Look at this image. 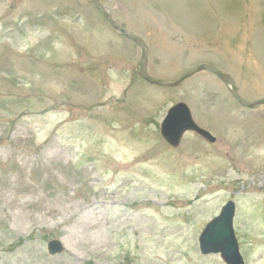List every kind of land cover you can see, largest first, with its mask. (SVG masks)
Wrapping results in <instances>:
<instances>
[{
    "label": "rangeland",
    "instance_id": "1",
    "mask_svg": "<svg viewBox=\"0 0 264 264\" xmlns=\"http://www.w3.org/2000/svg\"><path fill=\"white\" fill-rule=\"evenodd\" d=\"M99 1L148 74L205 63L264 98V0ZM140 56L92 0H0V264H225L198 239L229 200L264 264V104L208 70L152 85ZM179 102L216 143L162 138Z\"/></svg>",
    "mask_w": 264,
    "mask_h": 264
},
{
    "label": "water",
    "instance_id": "2",
    "mask_svg": "<svg viewBox=\"0 0 264 264\" xmlns=\"http://www.w3.org/2000/svg\"><path fill=\"white\" fill-rule=\"evenodd\" d=\"M94 4L102 11L104 16L108 19L110 24L122 32L125 36L129 37L142 48L140 74L142 77L150 83L161 86H176L191 75L201 71L209 70L218 75L224 82L230 83L232 86V94L234 97L246 107H254L258 104H264V98L257 101H247L241 98L236 90L234 82L228 75L221 71L210 67L207 64H200L195 68L187 71L180 78L175 81L168 82L153 76H150L146 70L147 51L145 43L133 34L128 33L123 29L118 22H116L111 14L100 4L99 0H93ZM186 130H194L205 137L210 138L207 132L200 129L192 120L190 111L184 103H180L172 107L167 117L162 124V134L164 138L173 146H177L183 133ZM213 141V138H210ZM235 212V206L232 202H229L222 210L221 215L215 218L205 229L200 237L201 250L204 254L211 252L222 254V257L228 264H244L238 251V244L233 231V216ZM50 253L55 254L63 250L62 244L59 241H52L48 245Z\"/></svg>",
    "mask_w": 264,
    "mask_h": 264
}]
</instances>
